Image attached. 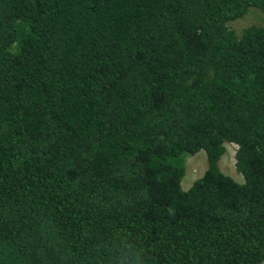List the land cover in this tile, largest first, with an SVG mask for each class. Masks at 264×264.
<instances>
[{
    "label": "trees",
    "instance_id": "16d2710c",
    "mask_svg": "<svg viewBox=\"0 0 264 264\" xmlns=\"http://www.w3.org/2000/svg\"><path fill=\"white\" fill-rule=\"evenodd\" d=\"M252 7L0 0V264H264V19L231 26Z\"/></svg>",
    "mask_w": 264,
    "mask_h": 264
},
{
    "label": "rangeland",
    "instance_id": "374dc122",
    "mask_svg": "<svg viewBox=\"0 0 264 264\" xmlns=\"http://www.w3.org/2000/svg\"><path fill=\"white\" fill-rule=\"evenodd\" d=\"M264 19V12H262L259 8L252 7L249 13L231 24L237 31H241L244 27L248 25L261 23ZM227 152L224 156H222L219 164L221 170L234 178L238 183H245V177L239 173L236 169V150L237 146L233 143H226ZM187 172L182 180V187L184 190H188L192 187L194 182L201 178L205 171L208 168V157L205 150H201L195 155L187 156Z\"/></svg>",
    "mask_w": 264,
    "mask_h": 264
}]
</instances>
